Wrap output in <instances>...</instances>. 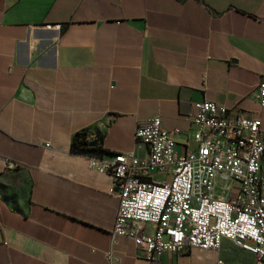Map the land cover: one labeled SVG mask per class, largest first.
I'll list each match as a JSON object with an SVG mask.
<instances>
[{"label":"crops","instance_id":"0c3cea01","mask_svg":"<svg viewBox=\"0 0 264 264\" xmlns=\"http://www.w3.org/2000/svg\"><path fill=\"white\" fill-rule=\"evenodd\" d=\"M262 80L264 0H0V264L226 259L227 243L150 258L127 236L112 240V177L70 142L90 128L104 154H143L135 127L159 115L180 130V154L194 145L196 101L264 124Z\"/></svg>","mask_w":264,"mask_h":264},{"label":"built area","instance_id":"2783aa9c","mask_svg":"<svg viewBox=\"0 0 264 264\" xmlns=\"http://www.w3.org/2000/svg\"><path fill=\"white\" fill-rule=\"evenodd\" d=\"M257 91L264 108V80ZM190 124L194 145L180 154L174 140L180 130L167 129L154 115L134 130L135 142L145 146L143 154L88 155L90 166L112 177L119 199L112 240L127 236L150 258L192 248L218 250L229 240L264 264L261 117L203 99L194 102ZM93 138V133L88 136ZM156 173L168 178L154 180ZM108 258L117 264L109 253ZM216 264L226 263L218 258Z\"/></svg>","mask_w":264,"mask_h":264},{"label":"trees","instance_id":"16d2710c","mask_svg":"<svg viewBox=\"0 0 264 264\" xmlns=\"http://www.w3.org/2000/svg\"><path fill=\"white\" fill-rule=\"evenodd\" d=\"M92 133L95 134V138L92 140H98V143L94 146L89 145L91 140L88 139V136ZM103 137V133L90 128H82L73 134L70 142V150L74 153L86 155H103L105 153V150L101 146Z\"/></svg>","mask_w":264,"mask_h":264},{"label":"rangeland","instance_id":"374dc122","mask_svg":"<svg viewBox=\"0 0 264 264\" xmlns=\"http://www.w3.org/2000/svg\"><path fill=\"white\" fill-rule=\"evenodd\" d=\"M155 179H158V176H155ZM218 194L222 195V196L225 195L224 192H219ZM225 243L228 244V250H229L228 257L226 259H224L226 264H255L256 263L257 258L253 254L248 253L249 256H246V257H243L242 259H240L238 257V253L239 252H245V251L234 246L232 244V242H230L229 240H224V242H222V244H221L220 249H218V250H221L222 248H223V250H225V246H224Z\"/></svg>","mask_w":264,"mask_h":264},{"label":"water","instance_id":"95a60500","mask_svg":"<svg viewBox=\"0 0 264 264\" xmlns=\"http://www.w3.org/2000/svg\"><path fill=\"white\" fill-rule=\"evenodd\" d=\"M98 143V140L97 139H94V140H91L90 141V143H89V145H91V146H94L95 144H97ZM12 163L13 162H8V166H12Z\"/></svg>","mask_w":264,"mask_h":264}]
</instances>
